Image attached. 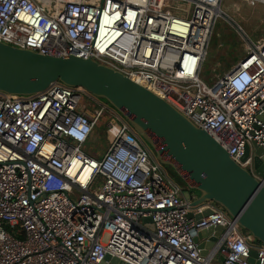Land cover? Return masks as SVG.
<instances>
[{"label":"built area","instance_id":"1","mask_svg":"<svg viewBox=\"0 0 264 264\" xmlns=\"http://www.w3.org/2000/svg\"><path fill=\"white\" fill-rule=\"evenodd\" d=\"M223 3L0 0V40L113 67L204 128L264 184L254 151L264 148V40L216 79L200 76L215 26L229 20ZM106 113L120 124L102 133L112 141L98 159L84 145ZM195 195L85 89L58 81L34 95L0 91V264H114L108 254L125 264H212L217 254L222 264H250L252 249L264 264V245L253 246L217 203L191 206ZM206 210L201 220L188 216ZM217 225L218 246L203 255L192 232Z\"/></svg>","mask_w":264,"mask_h":264},{"label":"water","instance_id":"2","mask_svg":"<svg viewBox=\"0 0 264 264\" xmlns=\"http://www.w3.org/2000/svg\"><path fill=\"white\" fill-rule=\"evenodd\" d=\"M58 81L83 88L115 108L146 141L155 157L182 178L183 190L196 192L191 206L217 203L253 240L264 245V184L204 128L166 99L111 66L76 54H41L0 40L1 92L34 95ZM250 149L247 145L242 159ZM254 151L255 170L264 175V148L254 144ZM211 212L191 211L188 216L201 220ZM146 221L154 229L152 218ZM221 230L220 225L193 230L203 255L207 254L204 239H208L210 248H216ZM257 258V250L252 249L250 264H260ZM106 260L125 264L110 254Z\"/></svg>","mask_w":264,"mask_h":264},{"label":"rangeland","instance_id":"3","mask_svg":"<svg viewBox=\"0 0 264 264\" xmlns=\"http://www.w3.org/2000/svg\"><path fill=\"white\" fill-rule=\"evenodd\" d=\"M223 7L229 14V20L221 19L211 36L207 59L200 73V76L207 81L216 79L234 67L247 53V47L252 42L258 43L264 40V4H252L244 0H224ZM93 105L95 106V103L89 104L90 108H93ZM110 123L120 124L111 113H106L100 125L95 128L92 137L84 145V149L98 159L103 157L112 141L111 136L106 138L102 135ZM101 182V179H98L92 189L98 190ZM194 192L188 188L183 190L187 197H191ZM107 239L108 234L104 236V240Z\"/></svg>","mask_w":264,"mask_h":264},{"label":"trees","instance_id":"4","mask_svg":"<svg viewBox=\"0 0 264 264\" xmlns=\"http://www.w3.org/2000/svg\"><path fill=\"white\" fill-rule=\"evenodd\" d=\"M94 134V132H93ZM92 134V135H93ZM92 137V136H91ZM90 137V138H91ZM87 143V142H86ZM85 150V149H84ZM86 151V150H85ZM87 152V151H86ZM167 168L168 174L171 175L173 177V179L182 187H184V182L182 180V178L175 172V170L171 167V166H165ZM254 242L258 245H263L261 242H259L258 240H254Z\"/></svg>","mask_w":264,"mask_h":264},{"label":"crops","instance_id":"5","mask_svg":"<svg viewBox=\"0 0 264 264\" xmlns=\"http://www.w3.org/2000/svg\"><path fill=\"white\" fill-rule=\"evenodd\" d=\"M207 241H205V239H204V242H206V245H207V254L208 253H210L212 250H213V248H210V243H209V241H208V239H206ZM251 243L253 244V246H259L258 244H256L255 242H254V240L253 241H251ZM209 245V246H208ZM212 264H222V259H221V256L219 255V254H217L216 256H215V258H214V260L212 261Z\"/></svg>","mask_w":264,"mask_h":264},{"label":"clouds","instance_id":"6","mask_svg":"<svg viewBox=\"0 0 264 264\" xmlns=\"http://www.w3.org/2000/svg\"><path fill=\"white\" fill-rule=\"evenodd\" d=\"M100 99V98H99ZM100 100H102L103 102H105V103H107L106 101H104L103 99H100ZM108 104V103H107ZM110 107H112L110 104H108ZM113 108V107H112ZM115 109V108H114ZM116 110V109H115ZM117 111V110H116ZM119 113V112H118ZM120 114V113H119ZM182 187V186H181ZM182 189H183V187H182ZM193 194H195V192L193 193Z\"/></svg>","mask_w":264,"mask_h":264}]
</instances>
